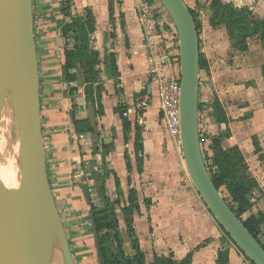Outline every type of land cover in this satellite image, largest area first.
Instances as JSON below:
<instances>
[{
	"label": "crops",
	"instance_id": "0c3cea01",
	"mask_svg": "<svg viewBox=\"0 0 264 264\" xmlns=\"http://www.w3.org/2000/svg\"><path fill=\"white\" fill-rule=\"evenodd\" d=\"M185 1L201 24L200 51L208 62V69L200 70V134L208 146L211 136L229 129L223 148L238 146L250 174L259 183L248 196L251 206L243 217L264 215V61L253 63L248 57L244 62H232L227 50L217 51L221 43L218 30L224 32L233 54L252 50L254 39L264 51L260 35L248 39L247 51L235 49L226 27L211 25L208 0ZM224 1L254 12L252 0ZM88 10L96 26L91 43L101 53L95 102L87 98L80 71L74 96L63 79L66 41L62 27L71 17L63 13L62 0H33L47 171L74 264H100L92 211L105 203L98 186L102 175L108 199L121 201L117 205L119 229L128 254L134 252L121 206L135 188L139 201L135 231L147 264H152L156 256H171L175 264L186 259L190 264H219L221 255L225 258L222 264H255L229 238L196 189L183 182L186 172L182 152L169 134L157 77L147 73L157 61L164 64L160 74L176 70L168 66L180 55L179 36L171 16L162 10L160 19L145 31L136 0H72V15H84ZM111 55L117 66L115 76L108 62ZM216 98L225 109L227 123L216 122ZM91 101L94 112L99 102L104 110V115L96 117L98 130L78 133L71 115L73 104L76 118L86 119ZM125 121L131 124L127 142ZM260 239L264 242V223Z\"/></svg>",
	"mask_w": 264,
	"mask_h": 264
},
{
	"label": "water",
	"instance_id": "95a60500",
	"mask_svg": "<svg viewBox=\"0 0 264 264\" xmlns=\"http://www.w3.org/2000/svg\"><path fill=\"white\" fill-rule=\"evenodd\" d=\"M160 1L177 28L180 42L181 138L187 172L226 234L250 261L264 264V247L216 187L203 155L199 130L201 51L195 18L185 0ZM40 84L33 0H0V108L10 88L23 141L14 184L6 185L0 174V264H56L50 236L53 229L60 239L65 264H74L48 177ZM89 118L96 128L92 101Z\"/></svg>",
	"mask_w": 264,
	"mask_h": 264
},
{
	"label": "trees",
	"instance_id": "16d2710c",
	"mask_svg": "<svg viewBox=\"0 0 264 264\" xmlns=\"http://www.w3.org/2000/svg\"><path fill=\"white\" fill-rule=\"evenodd\" d=\"M208 6L212 11L211 25L213 27L225 26L232 42V47L240 51L249 49L248 39L252 36L260 35L264 47V18L259 19L254 12L247 6L238 7L233 3L224 0H208ZM72 0H62V11L65 15L70 16L71 20L62 27V33L65 38V61L63 64V79L70 86L69 93L71 96L77 94L78 82L80 81L79 71L85 81L88 89L87 98H95V84L100 74L101 53L94 48L91 43V35L95 31V18L91 11L84 15L71 14ZM197 28L200 31L201 24L191 8ZM112 74L118 75L115 56L108 58ZM208 69V62L201 53L200 70ZM264 75V65L262 67ZM76 84V85H72ZM214 117L218 123H227L228 118L222 103L215 99L213 103ZM202 103L199 102V111H202ZM76 105L73 104L71 115L78 133L93 132L98 130L97 116L104 115L102 104L99 102L95 110V125L89 118L77 119ZM131 124L128 121L124 123L125 141L127 142V132ZM230 136V131L211 136V143L208 150H203L205 162L210 171L211 177L218 189L222 191L229 205L232 207L237 216L243 221L247 229L264 247V242L260 239L261 226L264 223V215H249L244 218V213L250 208L251 204L248 196L259 188V183L253 177L248 168L245 156L238 146L224 149L222 146L223 139ZM139 137L137 136V143ZM256 143V139H255ZM139 146V143H138ZM108 150L104 151L106 155ZM257 152L259 149L257 147ZM109 171H105V176ZM103 175L99 177V190L103 196V207L93 208L92 217L97 231V247L100 264H147L145 252L141 249L139 240L135 231L134 214L139 210L138 193L132 188L128 194L127 201L121 206V211L126 224V231L131 240L133 255L126 251L125 243L119 229V217L117 205L121 201L113 202L106 196ZM228 235V234H227ZM229 236V235H228ZM230 238V237H229ZM225 262L221 255L219 264ZM152 264H175L172 257L156 256ZM181 264H190L186 259Z\"/></svg>",
	"mask_w": 264,
	"mask_h": 264
},
{
	"label": "built area",
	"instance_id": "2783aa9c",
	"mask_svg": "<svg viewBox=\"0 0 264 264\" xmlns=\"http://www.w3.org/2000/svg\"><path fill=\"white\" fill-rule=\"evenodd\" d=\"M136 6L139 12L140 21L145 31H148L152 23L154 24L157 19H160L162 16L161 11L164 8V5L160 0H136ZM168 12V11H167ZM164 66L161 61L153 63L148 69V75L156 76L158 82V94L160 98V107L166 121V125L169 131L171 138L176 144L177 148L182 152V138H181V73H180V60L176 63L170 62L169 67H173L176 70L168 75L160 74V68ZM146 102H144V105ZM199 111V118L200 113ZM127 115V113H126ZM202 149L208 150L209 145L206 144V139L204 135L200 134ZM183 158V155H182ZM184 160V159H183ZM185 178L183 179L184 183H190L193 187V183L189 174L187 172L185 163ZM195 188V187H194ZM197 191V190H196Z\"/></svg>",
	"mask_w": 264,
	"mask_h": 264
},
{
	"label": "bare ground",
	"instance_id": "6f19581e",
	"mask_svg": "<svg viewBox=\"0 0 264 264\" xmlns=\"http://www.w3.org/2000/svg\"><path fill=\"white\" fill-rule=\"evenodd\" d=\"M17 117L14 94L8 88L0 108V174L8 186L15 182L23 152L21 126ZM50 236L56 264H65L62 245L56 230H51Z\"/></svg>",
	"mask_w": 264,
	"mask_h": 264
},
{
	"label": "rangeland",
	"instance_id": "374dc122",
	"mask_svg": "<svg viewBox=\"0 0 264 264\" xmlns=\"http://www.w3.org/2000/svg\"><path fill=\"white\" fill-rule=\"evenodd\" d=\"M239 2V0H238ZM250 2V1H249ZM250 5L253 7V10L256 14V16H264V0H252ZM163 10L167 12V9L164 7ZM217 34L219 35L220 39V45L218 46V50L221 53L223 51L227 50V57L228 59H232L231 61L234 62L235 59H238L237 61L244 62L248 57H251V62H263L264 61V51L258 44V41L256 39L251 41V47L252 50H250L247 53H241V52H235V54L231 53L230 50H228V44L226 41V36L222 30H218Z\"/></svg>",
	"mask_w": 264,
	"mask_h": 264
}]
</instances>
